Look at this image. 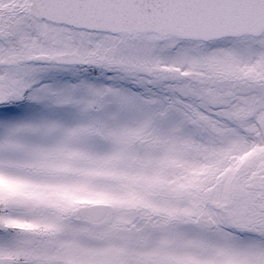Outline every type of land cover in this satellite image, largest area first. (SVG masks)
Listing matches in <instances>:
<instances>
[{
	"label": "snow or ice",
	"instance_id": "6c2138e0",
	"mask_svg": "<svg viewBox=\"0 0 264 264\" xmlns=\"http://www.w3.org/2000/svg\"><path fill=\"white\" fill-rule=\"evenodd\" d=\"M0 264H264V0H0Z\"/></svg>",
	"mask_w": 264,
	"mask_h": 264
}]
</instances>
